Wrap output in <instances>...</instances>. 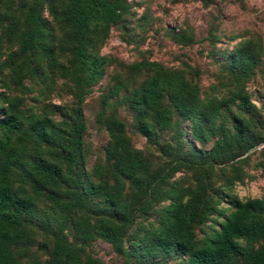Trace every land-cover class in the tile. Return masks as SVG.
Returning <instances> with one entry per match:
<instances>
[{
    "label": "rangeland",
    "instance_id": "obj_1",
    "mask_svg": "<svg viewBox=\"0 0 264 264\" xmlns=\"http://www.w3.org/2000/svg\"><path fill=\"white\" fill-rule=\"evenodd\" d=\"M122 5L116 24L96 25L87 34L88 53L105 58L100 74L89 81L73 58L74 31L63 16L69 0H0V118L15 115L21 135L30 134L11 141L14 148L25 147L13 150L23 164L43 158L58 162L61 171L57 202L34 194L27 175L11 171L15 193L30 202L32 221L15 246L23 264H47L57 233L77 253L76 264H181L185 255L173 250L131 258L94 231L101 216L96 208L107 206L104 192L112 189L118 192L117 209L132 211L133 223L122 237L125 250L133 238L156 235L163 208L172 202L165 193L172 188L182 190L183 203L200 193L217 207L192 224L196 245L219 229L231 199L264 204V0H122ZM32 10L42 25L23 52ZM153 75L165 87L159 107L169 111L166 128L157 126L155 109L136 101ZM77 108L85 123L83 149L66 166L57 160L61 147L37 145L31 134L42 124L58 128L68 150V124ZM141 112L155 143L138 132ZM217 139L223 148L214 146ZM112 146L114 155L127 151L142 165L121 178L105 156ZM91 185L100 194L87 197ZM77 196L84 204L67 208ZM238 242L255 248L260 241ZM231 264L245 263L236 258Z\"/></svg>",
    "mask_w": 264,
    "mask_h": 264
},
{
    "label": "trees",
    "instance_id": "obj_2",
    "mask_svg": "<svg viewBox=\"0 0 264 264\" xmlns=\"http://www.w3.org/2000/svg\"><path fill=\"white\" fill-rule=\"evenodd\" d=\"M122 7V0H69V7L63 16L74 31L73 58L80 70L89 74V81L100 74L105 58L100 55L91 56L88 53L86 48L87 34L90 28L96 25L107 29L109 25L116 24L120 18ZM26 23L30 26V31L29 37L23 39L21 47L23 52L32 47L35 35L41 29L42 23L37 10L29 12ZM234 62H236V58H234ZM164 95L165 87L163 90L159 76L153 75L146 81L140 97L138 100L136 99L145 107L155 109L156 124L159 128H166L170 121L169 111L165 107H159L160 100ZM145 116V113L141 112L138 117V132L150 143H155V133L145 120ZM68 126V135H70L68 142L70 148L68 150H65L62 140L64 132L56 127L57 130L45 129L42 124L33 130L31 136L37 145L48 148L61 147L62 151L56 152L57 160L64 162L66 166H71L76 163L83 149L85 123L80 109L73 110L72 120ZM0 131L2 134L0 138V264H23L15 255V246L21 238L23 226L32 221L28 213L30 202L15 193L11 185V171L16 168L26 174L27 178L30 179L34 194L43 195L52 202H57L61 171L58 162L52 163L41 158L33 160L32 164L24 163V165L19 154L15 157L13 150L23 152L25 147L22 149L14 148L11 145L13 138L19 135L18 141H21L26 140L30 135H21V122L15 115L9 114L4 119L0 118ZM197 132L199 136L202 134ZM235 135L240 142L244 140L245 144V139L239 130L235 132ZM124 145L126 144L124 143ZM223 145L221 139H217L214 143L216 148H223ZM113 149V146L109 147L105 156L108 161L114 162V167L119 168L121 178L125 177L127 173L132 175V170L142 165V160L135 155L133 156L126 151L123 157H120L113 154ZM160 150L164 151V147L161 146ZM44 188L50 189L42 191ZM181 191V189L172 188L165 193L171 196L172 202L163 208L159 228L156 230V235L150 240L146 236L133 238L129 248L123 249L122 237L128 225L133 223V216L132 211L117 209L118 192L114 189L110 192H104V201L107 206L104 209L96 208L95 214L103 217L99 216L95 220L94 231L99 232L101 237L112 242L118 252L125 253L131 258H144L158 249L167 253L173 250L178 254L185 255L181 264H231L236 258L241 259L245 264H264V219L261 217L264 213V204L262 200L256 198L244 201L231 199L229 201L231 211L223 213V220L219 224V229L204 238L201 245H196L191 241L192 224L195 221H201L203 215L216 212L217 207L206 201L200 193L189 197L183 203ZM100 192L99 187L91 185L86 191V195L90 197L100 194ZM74 202V204L67 205V208L72 209V205L84 204L81 196L75 197ZM93 209L92 207L91 213ZM104 218L111 219V222ZM54 237V248L50 252L47 264H76L78 261L77 253L67 245L66 238L60 233L55 234ZM239 239L258 240L260 242L255 248H246L238 242ZM142 252L145 254L144 256H141ZM81 264L97 263L93 260H84L81 261Z\"/></svg>",
    "mask_w": 264,
    "mask_h": 264
}]
</instances>
